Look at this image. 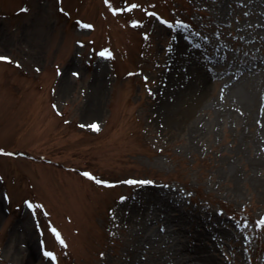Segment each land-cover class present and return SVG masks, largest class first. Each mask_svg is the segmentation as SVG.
Instances as JSON below:
<instances>
[{"label":"rangeland","instance_id":"obj_1","mask_svg":"<svg viewBox=\"0 0 264 264\" xmlns=\"http://www.w3.org/2000/svg\"><path fill=\"white\" fill-rule=\"evenodd\" d=\"M110 3L122 10L104 0H0V56L11 57L0 60V264H47L42 247L55 264H126L147 214V233L168 236L184 260L264 264V168L247 151L235 157L234 125L195 150L181 115L153 109L171 66L211 65L207 52L231 62L247 42L261 52L264 36L243 37L264 30L251 25L264 22V0ZM216 90L209 84L206 96ZM93 122L98 130L83 126ZM26 200L43 208L33 215ZM205 228L221 232L214 245L194 237Z\"/></svg>","mask_w":264,"mask_h":264},{"label":"bare ground","instance_id":"obj_2","mask_svg":"<svg viewBox=\"0 0 264 264\" xmlns=\"http://www.w3.org/2000/svg\"><path fill=\"white\" fill-rule=\"evenodd\" d=\"M222 2L232 5L238 0H220ZM261 24L264 25V22L253 21L251 25L261 27ZM242 32L245 33V29L239 30L237 35L242 36ZM248 36L259 40L264 36V30H258L256 26L243 38ZM259 48L260 45L256 52L247 42L243 56L238 55L231 62L221 61L213 53L207 52L205 55L213 67L209 63L204 64L203 68L187 67L179 71L180 74L177 68L170 65L171 70L168 69L153 104L156 116L161 119L181 115L188 131L189 146L195 150H200L202 139L208 134L212 135L218 127L222 128L227 123L234 125L235 157L247 151L251 156L250 165L264 168V43L261 52ZM211 83L217 86V90L206 96ZM97 88L98 80L94 84L95 92ZM229 167L236 170L232 162ZM145 202L155 203L151 199ZM143 219L134 238L126 245L129 255L126 264H219L204 254L184 260L180 256V249L168 236L160 232L147 233L145 220H150V216L147 214ZM217 234L221 232L205 228L195 230L194 237L211 240ZM211 245H214L212 240ZM189 249L193 251L192 247Z\"/></svg>","mask_w":264,"mask_h":264},{"label":"snow or ice","instance_id":"obj_3","mask_svg":"<svg viewBox=\"0 0 264 264\" xmlns=\"http://www.w3.org/2000/svg\"><path fill=\"white\" fill-rule=\"evenodd\" d=\"M104 2L106 4H109V7H110V9L113 12H119V11L122 10L119 7L113 8L111 6L110 0H104ZM137 7H139V5H137V4H131V3L128 4V6H127L128 10H131V9L137 8ZM22 10L23 11H27V8L25 7ZM61 11H63V9H61ZM149 15L156 16L157 14L156 13H149ZM131 23L134 26H137V25L141 24L142 21H140V20H132ZM163 23L164 24H168L169 22L167 20H163ZM82 26L92 27V25H90V24H88V25H82ZM144 35L147 37V33H145ZM78 43H83V42H78ZM99 55L102 56V57L111 56V52L108 51L107 49H104V50H102L99 53ZM0 60H3V61H11V57H9V56H0ZM15 63L17 65H19V61H16ZM37 70H39V69H37ZM57 74L58 75L61 74V69L57 68ZM73 75L78 76L79 73L78 72H73ZM145 79H147V77H145ZM53 107H56V105H53ZM83 126L84 127H91L93 129L98 130V124L96 122H93L91 125L85 124ZM3 152H4V149L3 148H0V153H3ZM9 154L11 155V153H9ZM83 175L84 176H87V177H90L92 180H94L97 183L102 184V185H111L113 183H120L119 181L113 182V181L99 179L96 176H94L92 173L87 172V171L84 172ZM124 183L134 184V185H140V184H154L155 181H153V180H136V179L129 178L127 181H124ZM5 198H7V195L6 194H5ZM119 199L120 200H125L126 197L120 196ZM24 203L27 205V207L29 209H32L33 210V215H35V210L37 208H43V205L36 204L33 201H27L26 200V201H24ZM45 215H47V213H45ZM261 224H264V219L261 220ZM49 226H50L51 233L54 235L56 241H58L60 245L66 247L65 240L62 238L61 233L57 230V228L54 227V226H51V224ZM41 244L43 245V241L41 242ZM42 253H43V256L47 259V264H55V262L57 261V255H56V253L54 251H51V250H48L47 248L42 247ZM100 256L103 257L104 256V253L103 252L100 253Z\"/></svg>","mask_w":264,"mask_h":264}]
</instances>
